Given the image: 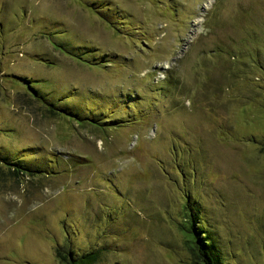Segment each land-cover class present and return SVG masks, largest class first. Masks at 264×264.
Listing matches in <instances>:
<instances>
[{
  "label": "rangeland",
  "instance_id": "374dc122",
  "mask_svg": "<svg viewBox=\"0 0 264 264\" xmlns=\"http://www.w3.org/2000/svg\"><path fill=\"white\" fill-rule=\"evenodd\" d=\"M0 157V264H264V0H0Z\"/></svg>",
  "mask_w": 264,
  "mask_h": 264
},
{
  "label": "trees",
  "instance_id": "16d2710c",
  "mask_svg": "<svg viewBox=\"0 0 264 264\" xmlns=\"http://www.w3.org/2000/svg\"><path fill=\"white\" fill-rule=\"evenodd\" d=\"M60 46L66 53H68L72 57L83 59L82 56L76 55V52L69 50L68 48H66L65 45L63 46L60 45ZM75 113L76 112H71V113L69 112L68 115L73 119L80 120L79 118L80 115L78 116ZM92 121L95 122L94 124L95 129L99 130L100 132H104L105 130H107V129H100L99 127H97L98 124L101 125V123L94 121V118H92ZM106 123L108 122L106 121ZM115 128L118 127L116 126ZM0 159H2L1 161H3L4 165L5 164H9L10 166L13 165L22 172H24V170L25 171L28 170V168L26 167L27 165L23 166L24 161L19 163L10 161L9 163V160L5 158L0 157ZM32 172L34 174L38 173L37 170H33V169ZM188 201L190 202L189 198ZM193 211H194L193 206L191 209L187 208V211L185 212L187 215V218L185 219L186 226H184L183 230L185 231L186 241L189 245L194 263L195 264H225L224 256L221 253L220 247H218V243H216L214 239L213 232L209 229V226H205L203 224V222L199 218L200 215L198 216ZM206 228H208L209 231ZM58 254H59L58 256H60L63 259L64 261L63 263L65 264H97V262L99 261L98 258L100 257L99 252L96 251L93 253L89 252L85 255H80L77 258H74L71 252L68 253V255L66 254L67 255L66 256L63 254V252L59 250Z\"/></svg>",
  "mask_w": 264,
  "mask_h": 264
}]
</instances>
